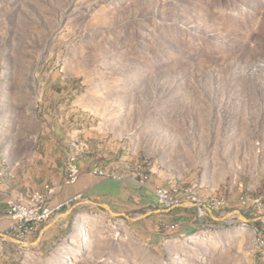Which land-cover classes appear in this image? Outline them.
<instances>
[{"label":"rangeland","instance_id":"374dc122","mask_svg":"<svg viewBox=\"0 0 264 264\" xmlns=\"http://www.w3.org/2000/svg\"><path fill=\"white\" fill-rule=\"evenodd\" d=\"M50 91L79 142L228 205L159 240L96 210L53 250L10 264H264V0H0L10 161L55 122Z\"/></svg>","mask_w":264,"mask_h":264},{"label":"crops","instance_id":"0c3cea01","mask_svg":"<svg viewBox=\"0 0 264 264\" xmlns=\"http://www.w3.org/2000/svg\"><path fill=\"white\" fill-rule=\"evenodd\" d=\"M62 98L58 91L48 93L46 110L55 122L39 134L37 145L28 155L16 162L10 161L0 148V197H13L27 203L32 192H44L46 185L56 184L62 187L50 200L53 206L78 194H83V198L59 210L25 241L7 236L13 220L8 215L6 202L0 203V264L16 261L21 249L38 254L53 250L62 238L76 230L80 222L92 219L91 212L96 210L127 220L155 240L171 232L192 234L200 228L203 219L193 204L184 202L177 207L159 204L155 189L171 185L168 176L150 169V180L141 182L132 172L135 166L126 163L125 157L101 150L102 146L96 142H79L80 130L67 131V125L58 117L62 115ZM74 154H78L81 173L76 183L67 184V162ZM102 168L109 171L111 176L107 177L121 179H108L92 173ZM207 215L215 218L212 210Z\"/></svg>","mask_w":264,"mask_h":264},{"label":"built area","instance_id":"2783aa9c","mask_svg":"<svg viewBox=\"0 0 264 264\" xmlns=\"http://www.w3.org/2000/svg\"><path fill=\"white\" fill-rule=\"evenodd\" d=\"M67 171H68V176L66 183L67 184L76 183L81 173V169L79 165L67 164ZM92 173L96 176H100L108 179H121V178L107 177V169L105 168L93 170ZM143 176H145V182H148L149 180H146V174ZM61 187H62L61 185H56V184L46 185L44 190L45 203L43 205H40L36 209H25L24 207L16 208L14 207V200H8L7 198L0 197V203H2L3 201L6 202L8 215L13 220V225L10 228L7 236L12 239L27 240L28 237L34 235L37 231H39L40 227L43 224L51 220L58 213L59 210L83 198V194H78L59 205L53 206L50 203V200L57 193V191L61 189ZM166 187L167 186H162V187H157L155 189V194L157 196L159 204L165 207H177L182 205L184 202H189L187 199H185L184 196L180 194H174V193L166 194ZM30 195H33V192ZM240 201L243 206L253 205L256 208H261L262 206L260 199H246L245 196L242 197ZM191 204H193V206L197 209V213L199 217L206 216L208 214V211L210 210L205 206H195L194 203ZM227 205H228L227 200L226 202H221V208L219 210H214V211H220L224 209Z\"/></svg>","mask_w":264,"mask_h":264},{"label":"bare ground","instance_id":"6f19581e","mask_svg":"<svg viewBox=\"0 0 264 264\" xmlns=\"http://www.w3.org/2000/svg\"><path fill=\"white\" fill-rule=\"evenodd\" d=\"M68 164H78L75 155L71 156ZM145 174H146V180H150L151 172L148 170H144L142 168L135 172V178L141 182H145V176H143ZM107 175H110L109 171H107ZM173 193L184 196L185 199H187L190 203H194L195 206H205L210 210H219L221 208V202H224L223 200L220 199L214 200V198L213 199L204 198L201 194L193 190H183L178 185H173V186L168 185L166 187V194H173ZM7 199L14 200V207L16 208L24 207L25 209H36L40 205H43L45 203V192H41V191L34 192L33 195H31V197L29 198L27 203H22L13 197H7ZM246 199L249 198L246 197ZM14 240L25 241L24 239H14Z\"/></svg>","mask_w":264,"mask_h":264},{"label":"trees","instance_id":"16d2710c","mask_svg":"<svg viewBox=\"0 0 264 264\" xmlns=\"http://www.w3.org/2000/svg\"><path fill=\"white\" fill-rule=\"evenodd\" d=\"M151 172V170H149Z\"/></svg>","mask_w":264,"mask_h":264}]
</instances>
